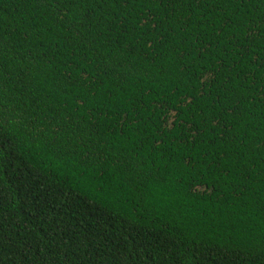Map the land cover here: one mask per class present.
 <instances>
[{"label":"trees","instance_id":"trees-1","mask_svg":"<svg viewBox=\"0 0 264 264\" xmlns=\"http://www.w3.org/2000/svg\"><path fill=\"white\" fill-rule=\"evenodd\" d=\"M0 264H264V0H0Z\"/></svg>","mask_w":264,"mask_h":264}]
</instances>
